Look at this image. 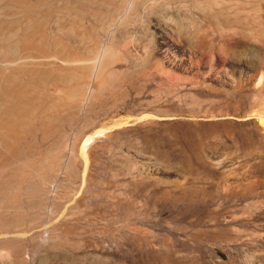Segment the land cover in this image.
Listing matches in <instances>:
<instances>
[{"label":"rangeland","instance_id":"obj_1","mask_svg":"<svg viewBox=\"0 0 264 264\" xmlns=\"http://www.w3.org/2000/svg\"><path fill=\"white\" fill-rule=\"evenodd\" d=\"M245 1L240 38L200 0H0V264H264V0ZM12 74L36 90L18 110Z\"/></svg>","mask_w":264,"mask_h":264},{"label":"bare ground","instance_id":"obj_2","mask_svg":"<svg viewBox=\"0 0 264 264\" xmlns=\"http://www.w3.org/2000/svg\"><path fill=\"white\" fill-rule=\"evenodd\" d=\"M197 1V0H196ZM237 1V2H236ZM247 1H245V0H200V2H199V6L201 5V8L203 9V12H204V15H202V16H204V19L206 20V22H208L209 24H211L212 26H214V27H216V28H220L221 30L223 29V30H226L228 33V35H227V37H231L232 35L233 36H237V37H242V35H243V33H245V32H250L251 30H254L253 29V23H252V21L253 20H251L250 18H248V17H245V19H244V17H241V13L243 12V13H246L245 11H246V5L248 4V3H246ZM250 2V1H249ZM252 2V1H251ZM260 2H261V0H260ZM264 3V2H263ZM262 2H261V4H263ZM248 5H250V3L248 4ZM247 5V6H248ZM255 6L257 5V4H254ZM258 6V5H257ZM249 7V6H248ZM258 8H259V10L262 12V14H261V16L259 17L260 19H263L264 18V13H263V8H262V6H261V8L258 6ZM201 9V10H202ZM2 10V9H1ZM115 15V14H114ZM254 15V14H253ZM260 15V14H259ZM252 16V15H251ZM258 18V17H257ZM256 18V19H257ZM202 20H203V18H202ZM245 20V21H244ZM258 21H260V20H258ZM110 23V22H109ZM259 23V22H258ZM111 24V23H110ZM257 26V25H256ZM261 28L263 29H261L262 31H261V34H264V26L262 27L261 26ZM225 31V32H226ZM251 33V32H250ZM244 36V35H243ZM251 36L252 37H255L256 36V34H251ZM223 37V36H222ZM221 37V38H222ZM40 40H41V38H40ZM45 40V39H44ZM1 47V46H0ZM41 47V46H40ZM102 47V46H101ZM97 48V47H96ZM49 49V48H48ZM101 50V49H100ZM4 51H5V49H4ZM49 51V50H48ZM108 51V50H107ZM80 51H78V53H79ZM104 52H105V50H104ZM55 53H56V51H55ZM94 53V52H93ZM81 54V53H80ZM101 54V53H100ZM7 55V54H6ZM52 55V54H51ZM50 55V56H51ZM57 55H58V53H57ZM76 55V54H75ZM89 55V54H88ZM8 56V55H7ZM55 56V55H54ZM64 56V55H63ZM69 56V55H68ZM89 57V56H88ZM34 59V60H48V61H51L52 60V58H51V60H49L48 58V56H45V55H41V54H39V55H37V56H30V57H28L27 55H25V56H21V57H18V58H16V59H13L12 60V64H14V62L15 63H20V62H22L23 63V61L24 60H27V59ZM65 58H67V56L65 55ZM2 59H3V61L2 62H4V63H6V61H7V59L6 58H3L2 57ZM58 59V58H57ZM62 59H64V57L62 58ZM61 59V60H62ZM93 59V58H92ZM68 60V59H67ZM67 60H66V62H67ZM53 61V60H52ZM69 61V63L71 64V65H76V66H81V65H85V63L87 62V61H89L88 59H87V57H84V56H72L71 57V59H69L68 60ZM107 61H109V59L107 60ZM43 63V62H42ZM48 63V62H47ZM108 64V63H107ZM87 65H88V63H87ZM104 65V64H103ZM55 66V65H54ZM87 68V67H86ZM90 70H92V67H91V69ZM232 70H233V67H232ZM231 70V71H232ZM17 71L18 72H16L17 74H21V75H23V76H25L27 79H29L30 80V82L31 83H36V82H39L41 79H49L51 76H52V74L50 73V71L49 72H36V71H34V70H32V69H27V68H24V67H21L20 66V68H17ZM57 71V70H56ZM63 71V73H65L64 72V70H62ZM8 72V71H7ZM61 72V71H60ZM54 73V72H53ZM57 73V72H56ZM67 73V72H66ZM65 73V75H67ZM89 74V73H88ZM232 77H230L229 78V84H231L232 86H234V87H236V88H240V87H242L243 86V83H245L244 81H245V79L242 77V75H239L238 77H235L234 75H233V71H232ZM99 77V76H98ZM9 79L8 80H6L7 82L10 80L11 82H12V85L14 86L13 87V90H9L8 91V93H6L7 95H9L10 96V102L13 104L12 105V108H11V110H18V109H22V108H24L25 106H28L29 104H28V102H30L31 100H30V98L29 97H31V95L33 94V95H35V93L34 92H36V90L35 89H33V92H30V91H27L28 90V88H26V86H24V87H21V83L20 82H16V81H13L14 79H15V76L12 74L11 76H9L8 77ZM101 78V77H100ZM252 78V77H251ZM70 79H72V77L70 78ZM263 82V76H259V79H257L256 77L252 80V85H253V87L255 86H259L260 84H263L262 83ZM101 84H103V85H101V87H103L104 85H105V80H103V81H101L100 82ZM106 84H107V81H106ZM37 85V84H36ZM34 87V86H33ZM97 87V86H96ZM104 87H106V85L104 86ZM260 87V86H259ZM258 87V88H259ZM83 88H85V85H84V87ZM81 89V87H79L78 86V84H75V86H73L72 87V89L69 91V93H68V95L70 96V98H71V101H73V105H77V104H79L81 101L82 102H85V104L88 102V98L89 97H87L86 99L83 97V92H85L86 93V91L87 90H85V91H83L82 92V89ZM85 89H87V87L85 88ZM96 90V89H95ZM66 91H67V89H66ZM94 91V90H93ZM101 91V90H100ZM100 91H99V94H100ZM84 93V94H85ZM93 93V92H92ZM94 93H96V92H94ZM91 93H89V95H90ZM92 95H94V94H91L90 96H92ZM97 95H98V93H97ZM96 95V96H97ZM87 96V95H86ZM81 97V98H80ZM82 97L85 99H83L82 100ZM54 98H55V96H54ZM59 98V97H58ZM91 98V97H90ZM89 98V99H90ZM97 98H99V97H97ZM44 99H47V97L46 98H44ZM49 99H50V97H49ZM95 99L96 98H93V100L95 101ZM48 100V99H47ZM92 100V99H91ZM91 100H89V102H91ZM92 100V101H93ZM97 100V99H96ZM79 102V103H78ZM97 103V102H96ZM32 104V103H31ZM89 104V103H88ZM92 104V103H91ZM72 105V106H73ZM65 106V105H64ZM63 106V107H64ZM82 106H83V104H82ZM85 106V105H84ZM69 107V106H68ZM71 108V107H70ZM76 108H78V107H76ZM66 110V109H65ZM68 110H69V108H68ZM61 111V110H60ZM64 111V110H63ZM67 112V111H66ZM26 116H28V115H26ZM250 116H252L254 119H256L257 120V122H259V124L262 126V128H263V131H264V106L263 107H261V108H259L258 110H256V111H254V112H252L251 114H250ZM28 117H26V119H27ZM11 121V120H10ZM20 121V120H19ZM22 121V120H21ZM20 121V122H21ZM23 121H25V120H23ZM29 123V122H28ZM23 125H25V126H27L28 124H23ZM31 125V124H30ZM30 125H29V127H30ZM11 126H13L10 122H9V120L8 119H3V120H1V122H0V135H6V129L7 128H9V129H12V130H14V128H12ZM24 131V130H23ZM22 131V132H23ZM251 133L253 134V130L251 131ZM263 135V134H262ZM249 137V136H248ZM85 160V159H84ZM22 174V173H21ZM20 174V175H21ZM263 174H264V172H263ZM24 175V174H23ZM34 180V179H33ZM50 183V182H49ZM11 185V184H10ZM45 186H46V184H45ZM48 186V185H47ZM46 186V187H47ZM48 187H50V186H48ZM20 188V187H19ZM54 190V189H53ZM18 191V190H17ZM251 194H252V192H251ZM253 195V194H252ZM255 195H258V193H255ZM249 196V195H248ZM245 199V198H244ZM7 201V200H6ZM11 201H12V199H11ZM13 203H15V202H13ZM260 203V202H259ZM11 204V203H10ZM251 205L253 206L254 205V203H251ZM252 218V217H251ZM256 221V220H255ZM21 228V227H20ZM16 250V249H15ZM262 251V250H261ZM231 262H234V259H232V261Z\"/></svg>","mask_w":264,"mask_h":264}]
</instances>
